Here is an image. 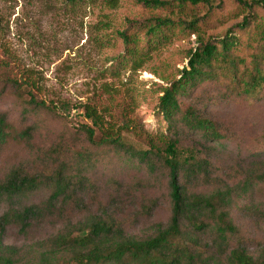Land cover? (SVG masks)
<instances>
[{
    "label": "trees",
    "instance_id": "obj_1",
    "mask_svg": "<svg viewBox=\"0 0 264 264\" xmlns=\"http://www.w3.org/2000/svg\"><path fill=\"white\" fill-rule=\"evenodd\" d=\"M134 1L143 8L167 12L186 9L187 4L207 6L208 15L214 10V0ZM230 1L242 19L221 37L205 38L200 19L186 22L162 16L129 21L117 32L124 44V56L117 64L129 63L132 69L140 68L152 52L173 38L196 36L195 47L188 51L187 64L179 70L178 78L161 88L156 114L164 130L154 138L146 137V148L129 142L122 131L105 127L103 117L83 105L79 108L87 122L75 130L82 139L77 147L64 131L46 150L37 149L35 136L53 122L63 123L70 107L65 102L38 100L29 84L4 75V67L0 72V100L9 91L20 108L21 125H25L13 129L8 114L0 112V152L17 143L31 152L33 159L18 162L0 174V205L7 206L0 217V264H264V245L255 255L250 254L245 245L248 239L231 216L236 200L264 188V158L231 169L226 179L212 178L210 153L226 151L233 136L211 118L207 104H192L206 85L222 88L231 100L264 99V0ZM184 136H192L197 142L187 146ZM96 156H123L127 162L144 165L151 174L162 170L170 203L168 222L155 224L150 235L134 237L102 215L67 224L50 238L23 249L2 244L7 226L16 225L25 232L34 220L51 214L57 202L73 198L75 188L88 183L87 173L101 161ZM204 183L210 186L208 192L193 191V185ZM37 191L49 193L46 201L22 206ZM155 205V201L143 205V215L149 216ZM246 210L264 219L262 206L250 205Z\"/></svg>",
    "mask_w": 264,
    "mask_h": 264
},
{
    "label": "rangeland",
    "instance_id": "obj_2",
    "mask_svg": "<svg viewBox=\"0 0 264 264\" xmlns=\"http://www.w3.org/2000/svg\"><path fill=\"white\" fill-rule=\"evenodd\" d=\"M234 5L230 0H214V10L208 15V7L202 4H187L186 9L167 12L143 8L134 0H0V72L6 66L3 74L29 84L38 100L47 104L65 102L71 110L63 123L53 122L35 136V147L46 150L64 131L77 147L82 139L75 130L87 122L79 107L87 105L103 117L105 127L122 131L129 142L146 148V137L154 138L164 130L156 114L161 88L178 78L179 70L187 64L188 51L195 47L196 36L173 38L152 52L140 68L132 69L129 63L117 64L124 56V44L117 32L123 31L129 21L162 16L186 22L200 19L205 38L221 37L242 19ZM198 94L192 104H207L211 118L233 136L226 151L210 153L212 178L226 179L231 169L264 158V99L231 100L222 88L208 85ZM0 112L8 114L13 129L25 125H21L20 108L9 91L0 100ZM183 139L187 146L197 142L192 136ZM32 155L20 144H8L0 152V174L18 162L29 163ZM96 158L101 161L87 173L88 183L75 188L73 198L57 202L51 214L34 220L25 232L16 225L7 226L2 244L23 249L50 238L67 224L102 215L134 237L150 235L155 224L168 222L170 203L162 170L151 174L144 165L127 162L123 156ZM209 188L205 183L192 186L193 191L201 193ZM48 194L37 191L22 206L41 205ZM149 201L156 205L149 216H144L142 207ZM250 205L264 208V188L236 200L231 211L241 235L248 239V252L255 255L264 245V219L247 212ZM6 209L5 204L0 205V217Z\"/></svg>",
    "mask_w": 264,
    "mask_h": 264
}]
</instances>
